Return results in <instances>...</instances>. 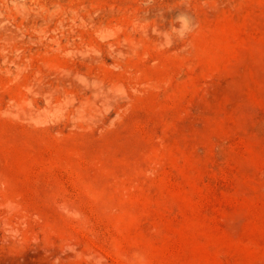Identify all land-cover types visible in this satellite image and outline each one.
<instances>
[{
	"label": "rangeland",
	"instance_id": "1",
	"mask_svg": "<svg viewBox=\"0 0 264 264\" xmlns=\"http://www.w3.org/2000/svg\"><path fill=\"white\" fill-rule=\"evenodd\" d=\"M0 264H264V0H0Z\"/></svg>",
	"mask_w": 264,
	"mask_h": 264
}]
</instances>
